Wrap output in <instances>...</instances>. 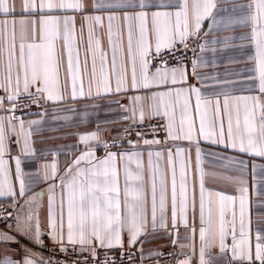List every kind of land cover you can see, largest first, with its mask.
<instances>
[{
    "label": "snow or ice",
    "instance_id": "1",
    "mask_svg": "<svg viewBox=\"0 0 264 264\" xmlns=\"http://www.w3.org/2000/svg\"><path fill=\"white\" fill-rule=\"evenodd\" d=\"M0 14L11 17L0 19V197L11 198L16 209L17 198L27 196L22 213L0 209L7 228L0 229V264H66L28 247L9 251L20 243L17 236L44 247L45 235L60 252L83 256V264H122L125 255L134 264L125 243H141L143 264L164 255L157 250L145 257L146 237L167 233L175 247L181 227L189 252L176 264H192L197 235V264H264V0H0ZM225 58L223 76L204 71L221 67L218 60ZM241 62L252 64L248 74L227 71ZM105 97H116L125 113L120 119L131 121L124 133L155 119L153 139L137 131V142L127 141L131 151L122 152L111 150L117 141H105V155L98 157L92 145L101 143L99 131L79 134L74 147L83 151L63 174L56 162L46 164L42 180L51 182L28 195L19 156L10 175V141L19 144L25 136L22 154L34 156L31 129L49 114L47 106L87 122L89 113L71 105ZM30 104L44 111L25 135L15 112ZM52 118L58 119L55 112ZM160 131L165 136L157 139ZM140 142L147 147V175ZM202 142L233 154L205 152ZM193 152L198 178L190 181ZM206 159L219 163L223 170L211 175L233 193L206 184ZM45 194L46 231L40 215ZM116 249L119 258L110 255Z\"/></svg>",
    "mask_w": 264,
    "mask_h": 264
},
{
    "label": "crops",
    "instance_id": "2",
    "mask_svg": "<svg viewBox=\"0 0 264 264\" xmlns=\"http://www.w3.org/2000/svg\"><path fill=\"white\" fill-rule=\"evenodd\" d=\"M4 18H11L5 17L4 14H0V19ZM106 23V21H105ZM207 23V22H206ZM238 33L236 34L235 42L239 43ZM105 48L108 47L107 38L105 37L104 41ZM251 51L250 49L248 50ZM235 54L238 56L239 59L243 61V57L239 56L237 53L229 52L226 55ZM83 56V53H81ZM194 58V57H193ZM218 63L221 64V67L217 69H205L204 71H208L210 74L215 73L216 75L223 76L225 74V67L226 58L218 60ZM190 65V63H189ZM252 67L250 62L248 63H237L227 66L228 72H235L239 71L244 74H248L247 70ZM63 78V72H62ZM4 95L3 92H0V96ZM116 97H105L103 99H89V100H82L79 105H71L72 107H76L80 112H88L89 116L87 118V122H83L79 117L76 116L75 113L70 111H64L61 108H53L51 105L47 106L48 115L44 117L43 122L40 125L33 126L31 131L32 135L29 138V144L32 149L35 150L34 156H26L22 154V148L24 144L25 136L20 137V143L17 144L15 138L10 141L9 143V154L5 156V159L9 162V169L10 175L14 177L15 173V157L19 156L21 159V168L23 178L25 180L26 185L28 186L29 192L28 195H32L41 189H46L48 187V183L51 181L45 182L42 180V177L45 172V165H50L52 162H56L58 164L60 174H63L64 169L67 167L68 163L71 162L75 155L79 154V151H83V146H80V149L77 150L74 146L77 145L78 142V135L89 133L91 131H99L100 133V141L101 143H94L92 146L95 148L96 156L103 157L105 155V149L102 146V142H108L110 145L115 140L117 141V145L112 147L111 150L114 152H122V151H131L130 146H127L121 143L120 138V127L123 123L128 122V120H121L120 117L125 115V113L119 111L118 105H116L113 100ZM122 102L127 104L128 101L125 98H121ZM99 105V107H92V105ZM64 107H69V105H65ZM55 112L56 117L58 119L52 118V113ZM4 113H0L3 115ZM67 117V119H64ZM177 118H179V114H177ZM41 116L36 115L29 118H22L24 122V130L25 135L29 130V122L32 120H40ZM149 119H145L147 121ZM111 121H115L112 123ZM99 125V128H97ZM17 131L19 132V125L17 124ZM169 143H172L169 141ZM202 148L205 152H218L222 154L232 155L233 153L231 150H228L227 153H224L223 146L216 147V146H209L207 142H202ZM155 151L158 146H151ZM139 150L143 153L142 160L144 163L145 174L147 175L148 171V160H147V147L143 146L142 144L138 145ZM65 152H70L71 154L66 155ZM55 153V155H53ZM156 157H153V161H156ZM164 165L166 166V160L163 161ZM133 170L135 169V164L132 165ZM205 168L206 171L209 172V175L206 177V184L209 187L220 189L226 193H233L234 188L227 184L223 183L218 179H214L211 175L212 172H220L223 169L220 168L219 163H212L205 160ZM50 171V169H49ZM190 181L192 179L198 178V172L195 169V153H192V167L189 173ZM14 186L16 191L18 192L19 184L18 181H14ZM170 196V193H169ZM27 199L26 197L17 198V208L15 210V215L17 211L23 212V209L20 206L24 205V201ZM254 201V198H253ZM11 198L9 197H0V205L11 204ZM41 208H40V215L41 220L45 225L46 231V216H47V204H48V197L47 194L41 197ZM261 215H264V209L259 210ZM251 219L255 222L258 219V210L256 208H252L251 210ZM171 224L170 212H169V225ZM197 221V227H198ZM2 230L7 231V228H0ZM180 239L178 241L177 246H173L172 238L164 232H157L150 237H146L145 239L148 241L143 243V254L145 257L149 256V253L153 251L162 252L164 249L168 247H172L176 251L177 259L183 260L185 258V254L189 252L187 247L189 241L184 239L187 235L183 227L180 228ZM17 239L20 241L18 245H10L9 251H20L22 246L28 247L32 249L37 255H42L44 259H49L46 254H44L39 247L34 246L28 239L17 236ZM185 245V247L181 248L179 245ZM125 248H131L136 250L140 255L141 243H137L135 246L129 247L127 243H125ZM198 249H199V241L197 235V255L193 258L192 264H197L198 259ZM102 251V250H100ZM0 252H2V248H0ZM215 256V251L213 252ZM70 264V263H66ZM176 264V262H175ZM213 264H223L222 260H215Z\"/></svg>",
    "mask_w": 264,
    "mask_h": 264
},
{
    "label": "built area",
    "instance_id": "3",
    "mask_svg": "<svg viewBox=\"0 0 264 264\" xmlns=\"http://www.w3.org/2000/svg\"><path fill=\"white\" fill-rule=\"evenodd\" d=\"M177 55H179V54H177ZM187 56L190 59L193 58V54L191 52L187 53ZM190 59H189V63H190ZM175 62H176L175 59L170 60V63L174 64ZM19 103H21V104L27 103V100H20ZM41 104H43V102H41ZM43 111H44V107L38 106L36 104H30V106H28V107L18 108L15 112V115L17 117H19L20 119L29 118V117H33L36 115H40V113ZM8 114L10 115L11 113H8ZM130 123H131V121L125 122L120 127L121 143H123L127 146H129V144L127 143L128 140H132L134 143H136L137 137H136L135 133L137 131L144 134L145 138L150 139V140L153 139V134L150 130V125L156 124L155 119L144 121L143 125L135 126L131 135L124 133V128L128 127ZM164 136H165V133L163 131H160L159 133L156 134L157 139L163 138ZM140 144H142V142L138 143V145H140ZM0 209L6 210L5 214H6V212H11L13 214V216L15 215V210L13 208H11L9 205L1 204ZM7 223H11V220L9 219V221H7ZM4 227H6L5 221L0 220V228H4ZM43 241H44L45 246L39 247V248L44 254L47 255V257L49 259L66 261V263H70V264H74V262H75V264H83V259H84L83 256L73 254L71 249H69L68 253L60 252L59 246L54 245L52 240L47 235H45L43 237ZM124 250L128 254H134V257H133L134 264H142V262L139 258L140 255L136 250L131 249V248H125ZM103 251L104 250H102L101 253ZM161 253H163L164 255H162L159 258H146L143 261V264H175L177 255H176V251L174 248L168 247V248L164 249ZM168 253H175V256H170V255H168ZM84 255H87V253H85ZM110 255H113L116 258H119L121 255V250L116 249L114 252L110 253ZM118 264H121L119 259H118ZM122 264H128L127 255L124 256Z\"/></svg>",
    "mask_w": 264,
    "mask_h": 264
}]
</instances>
